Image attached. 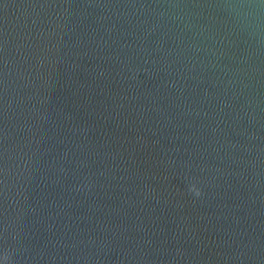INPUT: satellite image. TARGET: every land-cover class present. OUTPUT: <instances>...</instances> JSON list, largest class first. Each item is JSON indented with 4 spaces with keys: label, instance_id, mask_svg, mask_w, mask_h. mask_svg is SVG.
Segmentation results:
<instances>
[{
    "label": "water",
    "instance_id": "1",
    "mask_svg": "<svg viewBox=\"0 0 264 264\" xmlns=\"http://www.w3.org/2000/svg\"><path fill=\"white\" fill-rule=\"evenodd\" d=\"M0 264H264V0H0Z\"/></svg>",
    "mask_w": 264,
    "mask_h": 264
}]
</instances>
